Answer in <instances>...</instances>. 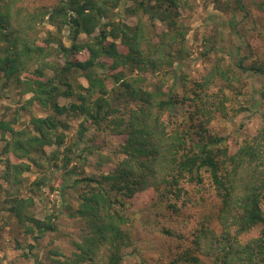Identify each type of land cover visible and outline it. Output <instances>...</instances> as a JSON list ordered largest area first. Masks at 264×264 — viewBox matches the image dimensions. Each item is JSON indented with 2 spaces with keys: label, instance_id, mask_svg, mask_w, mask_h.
Wrapping results in <instances>:
<instances>
[{
  "label": "trees",
  "instance_id": "16d2710c",
  "mask_svg": "<svg viewBox=\"0 0 264 264\" xmlns=\"http://www.w3.org/2000/svg\"><path fill=\"white\" fill-rule=\"evenodd\" d=\"M235 3L233 10H246L244 0ZM191 8L192 0H59L52 7L33 8L19 6V0H0V96L17 90L29 95L26 107L38 104L49 111L46 116L33 115L23 129L0 118L3 154L12 152L24 160L6 159L5 183L20 187L32 164L61 171L56 188L60 206L54 205L45 218L36 216L35 207L50 180L47 173L33 183L31 195L8 192L0 202V219L16 223L34 240L57 232L61 215L79 222L73 251L67 255L55 250L59 256L55 263L126 264V255L138 249L134 199L138 196L151 208H163L183 197L185 180L202 183L205 171L216 199L211 208L197 207L201 226L193 232L192 242L183 238L163 264H264V232L246 242L241 238L264 225V124L234 153L226 136L209 131L217 113L227 116L225 101L211 100L209 83L216 74L231 83L236 74L226 75L217 66L202 81L191 80L176 66L185 56L183 20ZM125 13L138 15L137 23L125 21ZM156 23L165 26L159 42L152 31ZM47 26L55 31L40 35ZM236 66L264 73L261 66L247 65L242 54ZM227 91L219 96L229 100ZM259 95L258 102L264 103V89ZM61 98L69 102L61 103ZM175 107L178 116L170 115ZM69 117L80 118L75 140L64 151L55 147L48 153L47 146L64 143L60 129L68 126ZM91 129L102 137L125 136L115 151L121 156L115 164L97 158L96 170L86 169L97 149L86 139ZM74 159L79 163L73 164ZM214 219L221 226H211ZM218 227L223 231L219 235ZM215 242L219 252L209 255L208 261L204 246ZM134 264L161 263L143 259Z\"/></svg>",
  "mask_w": 264,
  "mask_h": 264
},
{
  "label": "rangeland",
  "instance_id": "374dc122",
  "mask_svg": "<svg viewBox=\"0 0 264 264\" xmlns=\"http://www.w3.org/2000/svg\"><path fill=\"white\" fill-rule=\"evenodd\" d=\"M58 1L19 0V6L27 8L52 7ZM244 3L246 10L242 11L240 9L233 10L236 6L235 0H192V8L184 13L183 20L187 28L185 56L182 62L176 63V66L183 73L188 74L191 80L202 81L217 66L216 70L220 72L225 70L226 75L228 71L231 77L236 74L231 83L222 74H216L209 83L211 100L216 103L219 99L225 101L227 116H223L221 112L217 113V116L209 123L208 129L211 133L226 136L232 153L245 139L255 137L264 124V103L258 102L260 100L259 90L264 89V73L246 72L236 66V59L238 55L242 54L245 56L247 65L252 64L264 68V0H244ZM123 15V19L131 24H136L139 19L138 15L128 13ZM144 19L148 21L147 16ZM46 28L40 30L39 34L43 36L49 29L55 31L52 26ZM163 30H165V26L160 23H156L155 30L152 29L156 42L160 41L159 34ZM64 40L69 44L66 36H64ZM79 80L86 83L83 77H79ZM178 88L179 91H182L179 85ZM233 89H241L242 92L237 94L233 92ZM225 91L230 96L229 100L219 96ZM27 98L29 95H21L17 90L9 92L8 96H0V118L11 121L15 129H23L30 125L33 115L46 116L49 113L38 104H34L30 108L26 107L25 99ZM60 102L67 103L69 100L61 98ZM177 110V107L169 110L170 115L178 116L180 110ZM66 120L68 126L60 129V132L65 135L64 143L60 146H47L48 153L55 147L64 151V148L75 140L80 118L69 117ZM104 137L93 129L86 134L87 142L91 145L96 143L97 148L96 154L89 157L93 161L88 162L86 167L88 171L96 170L95 161L97 158L109 164H115L121 158L115 151L125 136L112 134L104 135ZM2 146L3 142H0V185H2L0 187V202L6 199L8 192H18L21 196L31 195L36 187L33 183L44 173H47L50 180L38 194L41 197L36 200L35 207L36 216L40 219L45 218L54 205L60 206L59 191L56 188L60 185L61 171L54 167L43 168L32 164L33 170L23 173V182L20 187L14 183H5L6 159L14 163L24 160H19L12 152L3 154ZM75 163H79V161L74 159L73 164ZM47 165L50 166L48 163ZM209 175V172L202 171L204 179L202 183L193 179L192 182L185 180L182 183L183 197L177 202L172 200L163 208H151L146 204L145 199L138 196L134 199L132 211L137 235L135 245L138 249L133 254L126 255V264H134L143 259L163 264L168 262L178 250L183 238L188 237L185 243L192 242L193 232L201 226L198 223V208H202V204L211 208L214 199H216V190ZM51 184L55 188L51 189ZM148 218L151 220L149 221ZM57 220L60 221L57 232L49 231L39 240H34L31 236L26 235L24 229L16 223H8L0 219V258L2 263L36 264L34 255L36 254L40 264H57L54 261L59 256L55 254V250L70 255L74 247L73 239L79 237L80 223L68 215H61ZM214 220L210 225L218 226V221ZM165 229H169L173 233L168 234ZM216 230L218 235L223 232L221 227ZM262 232H264V225H257L241 236L242 241L246 242L260 236ZM30 245H33L32 251ZM219 247L218 242L204 246V259L210 261L212 258L209 255L219 252Z\"/></svg>",
  "mask_w": 264,
  "mask_h": 264
}]
</instances>
